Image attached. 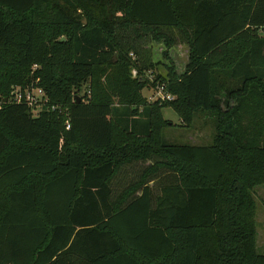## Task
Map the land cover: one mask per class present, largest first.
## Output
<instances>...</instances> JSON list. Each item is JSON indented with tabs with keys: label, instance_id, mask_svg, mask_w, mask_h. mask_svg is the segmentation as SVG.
Listing matches in <instances>:
<instances>
[{
	"label": "trees",
	"instance_id": "1",
	"mask_svg": "<svg viewBox=\"0 0 264 264\" xmlns=\"http://www.w3.org/2000/svg\"><path fill=\"white\" fill-rule=\"evenodd\" d=\"M0 102V264H264V0H0ZM164 108L211 144L166 143Z\"/></svg>",
	"mask_w": 264,
	"mask_h": 264
},
{
	"label": "rangeland",
	"instance_id": "2",
	"mask_svg": "<svg viewBox=\"0 0 264 264\" xmlns=\"http://www.w3.org/2000/svg\"><path fill=\"white\" fill-rule=\"evenodd\" d=\"M83 22L85 23L86 20L84 19ZM148 39L147 46L151 53V59L154 63H158V67L156 68L157 73L164 75V65H168L169 61H172L178 74L184 72L188 60V47L186 44L178 43L167 48L162 41H155L150 36ZM17 91L16 87L11 89L10 101H14L12 94ZM152 94V90H143V96L147 99ZM38 112L39 110H34L32 114L35 116ZM161 112L163 119L170 124V127L163 131V140L166 143L195 146H207L211 144L215 122L208 114H197L192 125L186 128L182 126L180 119L170 108H164ZM61 114L66 115L65 111H62ZM253 192L256 199V247L259 254H264V185L255 187Z\"/></svg>",
	"mask_w": 264,
	"mask_h": 264
},
{
	"label": "built area",
	"instance_id": "3",
	"mask_svg": "<svg viewBox=\"0 0 264 264\" xmlns=\"http://www.w3.org/2000/svg\"><path fill=\"white\" fill-rule=\"evenodd\" d=\"M150 80H152V75L149 74ZM17 92H13L12 97L15 103H25L32 111L41 110L47 104V98L45 94L40 89H25L23 92L17 88ZM173 97L167 94L164 90V84L158 85L149 97V102H164L172 101ZM1 104V102H0ZM65 129H70V124L68 121L65 122Z\"/></svg>",
	"mask_w": 264,
	"mask_h": 264
},
{
	"label": "water",
	"instance_id": "4",
	"mask_svg": "<svg viewBox=\"0 0 264 264\" xmlns=\"http://www.w3.org/2000/svg\"><path fill=\"white\" fill-rule=\"evenodd\" d=\"M79 101H80V100L78 99V102H79ZM3 102H6V100L4 99Z\"/></svg>",
	"mask_w": 264,
	"mask_h": 264
},
{
	"label": "crops",
	"instance_id": "5",
	"mask_svg": "<svg viewBox=\"0 0 264 264\" xmlns=\"http://www.w3.org/2000/svg\"><path fill=\"white\" fill-rule=\"evenodd\" d=\"M146 165H148V163Z\"/></svg>",
	"mask_w": 264,
	"mask_h": 264
}]
</instances>
